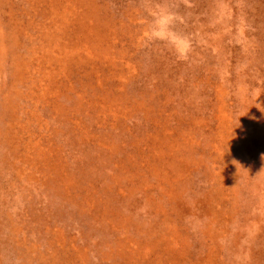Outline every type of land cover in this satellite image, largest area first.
I'll return each instance as SVG.
<instances>
[{
  "label": "rangeland",
  "instance_id": "obj_1",
  "mask_svg": "<svg viewBox=\"0 0 264 264\" xmlns=\"http://www.w3.org/2000/svg\"><path fill=\"white\" fill-rule=\"evenodd\" d=\"M262 170L264 0H0V264H264Z\"/></svg>",
  "mask_w": 264,
  "mask_h": 264
},
{
  "label": "clouds",
  "instance_id": "obj_2",
  "mask_svg": "<svg viewBox=\"0 0 264 264\" xmlns=\"http://www.w3.org/2000/svg\"><path fill=\"white\" fill-rule=\"evenodd\" d=\"M147 12L149 19L143 24L140 43L144 46L162 43L174 51L178 59H186L191 48V40L188 35L177 30L179 22L177 13L165 3L152 6Z\"/></svg>",
  "mask_w": 264,
  "mask_h": 264
}]
</instances>
